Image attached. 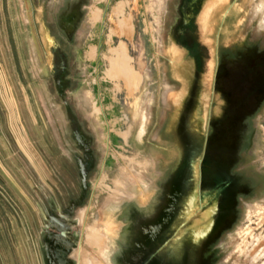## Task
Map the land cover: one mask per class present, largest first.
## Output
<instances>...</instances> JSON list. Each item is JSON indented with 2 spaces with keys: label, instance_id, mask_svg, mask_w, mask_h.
I'll use <instances>...</instances> for the list:
<instances>
[{
  "label": "rangeland",
  "instance_id": "374dc122",
  "mask_svg": "<svg viewBox=\"0 0 264 264\" xmlns=\"http://www.w3.org/2000/svg\"><path fill=\"white\" fill-rule=\"evenodd\" d=\"M3 1L0 264H49L41 216L57 213L66 218L69 264H132L180 158L186 96L194 92L191 113L204 128L218 111L221 60L264 52V0H204L193 21L197 67L170 36L177 0ZM251 125L249 160L264 174V106ZM185 202L162 264H172L176 241L207 224L211 206L200 209L195 191ZM263 209L264 184L240 199L210 264H264Z\"/></svg>",
  "mask_w": 264,
  "mask_h": 264
},
{
  "label": "flooded vegetation",
  "instance_id": "af4514ba",
  "mask_svg": "<svg viewBox=\"0 0 264 264\" xmlns=\"http://www.w3.org/2000/svg\"><path fill=\"white\" fill-rule=\"evenodd\" d=\"M203 1L177 0L176 18L170 29L174 45L190 54L196 67L201 48L194 36L193 21ZM254 53L247 62L221 60L220 76L216 77L218 111L210 115L204 128L191 113L195 94H187L178 117L180 158L169 173L155 210L152 234L130 252L132 264H162L159 253L183 227L184 210L188 208L185 199L193 191L200 209L211 206L207 224L176 241L169 256L172 264H210L221 236L237 220L240 199L263 186L264 174L255 170L249 160L253 146L251 120L264 106V52ZM226 64L233 67L224 73ZM65 219L57 213L44 224L48 234L46 258V245L57 234L50 228H63ZM166 234L168 238L161 243ZM66 236L67 231L59 238L60 243L69 244Z\"/></svg>",
  "mask_w": 264,
  "mask_h": 264
},
{
  "label": "bare ground",
  "instance_id": "6f19581e",
  "mask_svg": "<svg viewBox=\"0 0 264 264\" xmlns=\"http://www.w3.org/2000/svg\"><path fill=\"white\" fill-rule=\"evenodd\" d=\"M122 7V6H121ZM119 9V8H118ZM95 12H93L92 14V18H91V25L94 24V20L96 21V18L97 17V13L96 15L94 14ZM122 25L120 24V27ZM93 111V110H92ZM94 111L95 112H98L97 108L95 107L94 108ZM73 135H74V138L75 140L77 141V143H79L80 145H84V138H83V135L78 132L77 130H74L73 131ZM105 188V187H104ZM107 188V187H106ZM257 208V207H256ZM255 208V209H256ZM259 210V208H258ZM264 210V209H263ZM253 212V211H252ZM261 212V211H260ZM254 213V212H253ZM249 214V213H248ZM264 213H262L263 215ZM253 215V214H251ZM261 215V214H259ZM79 216V215H78ZM81 216V215H80ZM257 216V215H256ZM248 217V216H247ZM80 218V217H79ZM249 218V217H248ZM247 218V219H248ZM262 218V217H261ZM260 218V219H261ZM252 219V218H251ZM248 221L250 222V220L248 219ZM264 223V222H263ZM55 229H56V232L57 234H53L52 235V239L50 240V242L46 245V249H47V258H48V261H49V264H69V261L67 260L66 258V255H67V252H68V249L70 248V245L69 244H66V243H60L59 241V238L61 237H64L66 231L61 228L60 226H57L55 225L54 226ZM247 230V229H246ZM245 230V231H246ZM251 236V235H250ZM255 239V237L253 238Z\"/></svg>",
  "mask_w": 264,
  "mask_h": 264
},
{
  "label": "crops",
  "instance_id": "0c3cea01",
  "mask_svg": "<svg viewBox=\"0 0 264 264\" xmlns=\"http://www.w3.org/2000/svg\"><path fill=\"white\" fill-rule=\"evenodd\" d=\"M9 4H13L15 5L16 4V0H6ZM4 3L5 4V1L3 0H0V4ZM14 20L16 19V17L13 18ZM1 189H0V196H2L1 194ZM47 217L46 216H41V239H42V250H43V254H42V258L44 257L46 259V250H45V241L46 239L48 238V234L46 233L45 229H44V224L46 223L47 221ZM47 260V259H46Z\"/></svg>",
  "mask_w": 264,
  "mask_h": 264
},
{
  "label": "water",
  "instance_id": "95a60500",
  "mask_svg": "<svg viewBox=\"0 0 264 264\" xmlns=\"http://www.w3.org/2000/svg\"><path fill=\"white\" fill-rule=\"evenodd\" d=\"M56 83H58V80L56 79Z\"/></svg>",
  "mask_w": 264,
  "mask_h": 264
}]
</instances>
